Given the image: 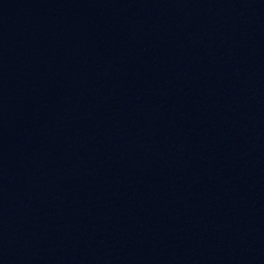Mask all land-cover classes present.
<instances>
[{
  "label": "water",
  "instance_id": "95a60500",
  "mask_svg": "<svg viewBox=\"0 0 264 264\" xmlns=\"http://www.w3.org/2000/svg\"><path fill=\"white\" fill-rule=\"evenodd\" d=\"M0 264H264V0H0Z\"/></svg>",
  "mask_w": 264,
  "mask_h": 264
}]
</instances>
